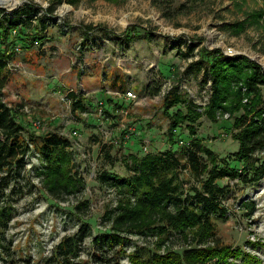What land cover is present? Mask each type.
I'll list each match as a JSON object with an SVG mask.
<instances>
[{
  "label": "rangeland",
  "instance_id": "374dc122",
  "mask_svg": "<svg viewBox=\"0 0 264 264\" xmlns=\"http://www.w3.org/2000/svg\"><path fill=\"white\" fill-rule=\"evenodd\" d=\"M76 1L62 0L53 14L45 15L52 0H0V8L7 13L26 3L39 5L31 29L39 27L40 20L45 24L41 26L44 38L37 45L31 49L15 46V56L6 67L3 99L11 107L23 106L19 120L26 126V136H35V143L47 131L71 140L70 167L85 183L81 193L51 197L37 174L43 161L32 143L24 168L23 183L28 191L17 203L18 214L6 232L10 249H1L0 264H44L62 238L84 223L92 233L84 243L81 260L92 264V238L110 229L106 214L120 198L114 186L101 182L102 172L120 178L131 176L133 157L141 159L168 150L180 155L193 138L184 123L171 143L165 96L172 91L186 100L170 106L171 113L178 109L186 113L191 101L202 107L200 112L205 110L211 82L204 81V70H187L200 58V51L219 49L227 56L243 55L264 71V18L240 34L223 27L244 21L255 11L264 12V0ZM27 26L20 28L28 31ZM17 31H12V36ZM189 47L194 48L193 55H188ZM232 86L235 91L242 87L240 109L218 110L217 121L203 112L195 123L196 138L212 149L221 163L234 160L239 150L233 115L258 118L256 110L261 107L264 118V85L259 87L257 107L254 95L246 94L245 84L235 82ZM71 92L85 97V109H72ZM251 159L263 170L264 148L255 151ZM180 178L185 185L196 182L186 170ZM219 182L227 186L224 203L228 215L215 217L217 238L224 245L258 256L264 264V177L253 183L229 178ZM83 201L89 205L79 210ZM243 201L254 203L252 213ZM202 231L189 230L187 237L193 244L201 242L199 246L214 244L212 237L200 240ZM172 240L161 245L156 235H130L127 254L136 248L164 253L188 246L178 233L172 234ZM122 262L129 264L127 255Z\"/></svg>",
  "mask_w": 264,
  "mask_h": 264
},
{
  "label": "trees",
  "instance_id": "16d2710c",
  "mask_svg": "<svg viewBox=\"0 0 264 264\" xmlns=\"http://www.w3.org/2000/svg\"><path fill=\"white\" fill-rule=\"evenodd\" d=\"M61 2L52 0L45 9V15L53 14ZM39 9V5L29 3L11 13L0 8V251L10 249V244H6V232L18 214L17 203L28 191L23 183L24 168L32 143L36 144V150L43 161L37 174L42 177L41 182L51 197L61 199V196L75 195L85 189L81 175L77 171L72 173L70 167L71 140L59 133L47 131L41 141L35 143V136L31 134L27 137L26 126L19 120L23 116V106L11 107L3 99L7 82L6 67L15 56V46L31 49L36 40L44 38L41 26L44 28L45 24L42 20L39 21V27L31 29L30 21ZM263 18V11H255L246 20L224 24L223 27L234 34H240L248 25L259 24ZM27 25L30 28L28 31L20 28ZM17 29V35L12 36V31ZM193 51L194 48L189 47L188 55H193ZM187 70H204V81L211 82L209 102L203 112L214 121H217L218 110L234 112L240 109L243 92L242 87L236 91L233 89L235 82L245 84L246 94L254 95L255 107L261 100L259 87L264 85V71L246 56H227L219 49H203L200 58L192 61ZM68 97L73 110L86 108L85 97L74 92ZM181 103H186V100L176 92L170 91L165 96L166 113L171 122V143H174L177 129L184 123H187L193 136L180 155L168 150L163 154H147L141 159L133 157L132 173L128 177L120 178L117 174L102 172L101 182H109L114 186L120 198L117 206L110 211L112 214H106L111 223L110 229L92 238L93 248L89 252L92 264H125L122 261L126 255L129 264H263L258 256L240 247L224 245L217 238L215 221L216 216L224 219L228 215L224 203L228 190L220 180L229 178L253 183L264 177V168L261 170L251 159L255 151L264 148L262 108L256 110L258 118L248 114L233 115L238 129L235 137L239 141V150L234 160L221 163L215 152L196 138L195 123L202 116L203 112L199 111L202 107L191 101L187 103L186 113L180 109L174 113L169 112L170 106ZM250 169H254V173ZM185 170L193 175L195 183L185 185V181L181 180L180 175ZM88 205V201H83L78 209ZM242 205L249 213L255 209L253 202L243 201ZM193 229L203 230L201 241L212 237L214 244H193L187 237V232ZM91 233L89 224H82L76 232L62 238L44 264H83L81 257L84 243L91 237ZM173 233H178L187 241L188 246L182 250L169 249L164 253L156 249L145 252L144 248H136L127 254L130 235H156L160 237L162 245L173 243Z\"/></svg>",
  "mask_w": 264,
  "mask_h": 264
},
{
  "label": "built area",
  "instance_id": "2783aa9c",
  "mask_svg": "<svg viewBox=\"0 0 264 264\" xmlns=\"http://www.w3.org/2000/svg\"><path fill=\"white\" fill-rule=\"evenodd\" d=\"M35 43H36V45H37V44L39 43V41L36 40ZM128 93H129V94H132V92H130V91H129Z\"/></svg>",
  "mask_w": 264,
  "mask_h": 264
}]
</instances>
